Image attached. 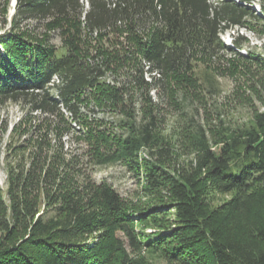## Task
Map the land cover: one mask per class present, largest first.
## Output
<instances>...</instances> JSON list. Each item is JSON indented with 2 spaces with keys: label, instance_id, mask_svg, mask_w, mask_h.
Wrapping results in <instances>:
<instances>
[{
  "label": "trees",
  "instance_id": "obj_1",
  "mask_svg": "<svg viewBox=\"0 0 264 264\" xmlns=\"http://www.w3.org/2000/svg\"><path fill=\"white\" fill-rule=\"evenodd\" d=\"M252 1L18 0L15 24L21 16L48 20L46 34L0 35V103L25 101L37 112L63 121L68 113L83 124L81 107L93 102L122 116L118 131L99 122L85 131L90 152L97 165L120 162L138 175L143 170L153 190L165 181L175 219L170 233L149 238L146 246L161 251L168 264H264V112L216 149L202 137L195 164L175 176L163 171L174 152L158 124L162 102L174 100L176 88L185 95L201 86L199 62L212 65L227 51L264 66L260 56L240 54L243 42H234L236 50L220 39L233 27L264 23V11L261 16L248 8ZM52 31L63 35L61 46L48 42ZM235 59L228 62L235 66ZM204 78L213 87V75ZM7 131L0 123V157ZM47 136L27 143L36 148L27 170L10 171V205L0 191V264H133L129 249L138 252L146 243L130 206L107 182L75 171ZM144 150L150 159L141 160ZM209 184L236 196L213 209L205 197ZM53 185L56 195L49 191ZM43 193L59 202L49 219L40 213ZM99 231L100 240L89 242Z\"/></svg>",
  "mask_w": 264,
  "mask_h": 264
},
{
  "label": "rangeland",
  "instance_id": "obj_2",
  "mask_svg": "<svg viewBox=\"0 0 264 264\" xmlns=\"http://www.w3.org/2000/svg\"><path fill=\"white\" fill-rule=\"evenodd\" d=\"M80 1L86 2V0ZM248 6L254 14L262 16L264 0H253ZM17 8L18 0H0V35L10 31L19 33L28 31L41 38L46 34L48 20L26 19L21 16L15 24ZM220 39L224 45L233 49H236L234 42L241 41L244 48L240 49V54L260 56L264 59L263 22L249 23L245 27H233L222 33ZM47 40L55 46H61L64 43V37L59 31L50 32ZM219 55L212 58V65L199 62L195 71L201 78L199 81L201 86L197 84L185 95L183 90L176 88L172 103L162 102L158 119L159 133L174 152L173 162L163 167L167 175L175 176L176 170L183 168L188 170L195 164L196 149L202 137H205L209 145L216 149L223 145L226 138H232L252 125L256 113L264 112V66L235 59L234 56L238 57V55L229 54L227 51ZM230 59H235V66L228 62ZM206 73L213 75V87L206 84L204 78ZM149 77L150 75L147 74L146 79L149 80ZM151 97L154 101L159 98L156 92H152ZM81 109L87 116L85 124L76 123L70 119L68 113H65L66 120L63 121L58 117L37 112L30 103L25 101L0 103V123L8 125V131L4 134L1 144L2 199L10 205L8 197L10 171L13 169L16 173L17 168L27 170L30 167V161L36 152L33 142L30 144L32 146L28 145L31 137L39 136V139H44L45 133H48L47 137L51 140V146L57 154L63 155L60 156L62 160L66 163L73 162L76 166L75 171L91 176L95 182L110 184L123 197L127 206H130L136 232L146 243L138 252L129 249L133 264H168L161 251L149 250L146 246L147 243L149 244V238L152 242L158 238V235L170 233L175 219V211L172 208L174 200L163 185L165 181L161 180L163 181L161 187L153 190L143 179L141 175L144 174L143 170L138 175V172L120 162L106 165L95 164L85 131L88 132V128L94 127L96 122L118 131L122 116L101 109L94 102L90 107L82 106ZM136 110V117L140 121L142 112L139 105ZM66 122L72 124L68 129L65 128ZM80 126H82L81 131ZM143 158L150 159L146 150L141 154V160ZM61 170H63L62 166L59 168V177L63 176ZM66 171L69 172V168ZM48 187L53 188L49 190L50 193L54 195L59 193V190L54 188L55 185ZM235 196V191L221 192L212 184L208 185L205 192L206 201L213 209L222 207ZM40 198V213H45V219L54 217L58 212L59 202L53 203L50 198L48 200L45 197L44 193ZM101 235H104L103 231L96 232L87 239L89 242L99 241ZM119 236L123 237L121 233Z\"/></svg>",
  "mask_w": 264,
  "mask_h": 264
}]
</instances>
